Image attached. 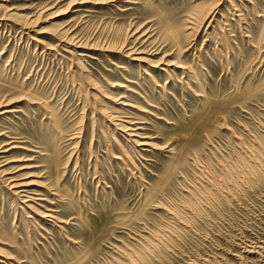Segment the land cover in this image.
Instances as JSON below:
<instances>
[{"label": "rangeland", "instance_id": "obj_1", "mask_svg": "<svg viewBox=\"0 0 264 264\" xmlns=\"http://www.w3.org/2000/svg\"><path fill=\"white\" fill-rule=\"evenodd\" d=\"M78 1L0 0V264H264V0Z\"/></svg>", "mask_w": 264, "mask_h": 264}, {"label": "bare ground", "instance_id": "obj_2", "mask_svg": "<svg viewBox=\"0 0 264 264\" xmlns=\"http://www.w3.org/2000/svg\"><path fill=\"white\" fill-rule=\"evenodd\" d=\"M77 1V0H76ZM84 1V0H83ZM86 1V0H85ZM84 1V2H85ZM104 1H106V0H104ZM110 1V0H109ZM75 2V1H74ZM78 2H81V0L80 1H78ZM98 2V1H97ZM103 2V1H102ZM69 3V2H68ZM70 4V3H69ZM81 4V3H80ZM199 5H201V4H199ZM70 6H71V4H70ZM215 7V6H214ZM202 9V8H201ZM88 11V10H87ZM212 13H214L213 12V10H207L205 13H202V10H200V9H195V10H193L192 12H190V14L188 15V18L185 20V22L184 23H173V26H172V29H168V33H169V30H173V33H172V38H173V40L174 41H179L180 42V37H181V31H182V29H184V28H186V29H190V28H193L192 27V25H193V21L192 20H194V21H196L197 19H200L201 21H205V20H207L209 17H211L210 15H212ZM184 18V17H183ZM192 22H191V21ZM179 22V21H178ZM199 22V21H198ZM189 23H191L192 25H191V27L188 25ZM204 23V22H203ZM188 25V26H187ZM195 27V26H194ZM146 30V29H145ZM145 30H140V28H135V30L132 32V35H136L135 37H137V38H140V37H142L143 35H145V32H147V31H145ZM167 33V34H168ZM147 35V34H146ZM151 35V34H150ZM168 36V35H167ZM170 36V37H171ZM132 38V37H131ZM170 39V38H169ZM184 39V38H183ZM71 40V39H70ZM141 40V39H140ZM147 40V39H146ZM149 40V39H148ZM137 41V40H136ZM135 41V42H136ZM143 41H144V39H143ZM155 41V40H154ZM184 41V40H183ZM134 42V41H133ZM152 42V41H151ZM179 42H178V44H179ZM69 43L71 44V42L69 41ZM75 43V42H74ZM142 43V42H141ZM149 43H150V41H149ZM154 43V42H153ZM152 43V44H153ZM165 43V42H164ZM176 43V42H175ZM73 44V43H72ZM74 45V44H73ZM141 45V44H140ZM139 45V46H140ZM157 45V44H156ZM123 46V45H122ZM139 46H136V45H131L130 44V46H128L123 52L124 53H126V55H132V54H139V53H143V49H141ZM144 48V47H143ZM146 49H147V47H146ZM150 49V48H149ZM178 49H179V45H178ZM181 49V48H180ZM161 51V50H160ZM180 51V50H179ZM122 52V53H123ZM156 52H158V51H156ZM146 53H148V51L146 52ZM145 53V54H146ZM181 53V52H180ZM77 55H79V56H84L85 55V53L84 52H79V53H77ZM141 55V54H140ZM139 55H137V57H134V59H140V61L141 60H143L141 57H138ZM164 57V56H163ZM162 57V58H163ZM137 59V60H138ZM145 59V58H144ZM147 60V59H146ZM160 60V59H159ZM169 61V60H168ZM163 62V61H162ZM167 66L168 65H172L173 64V62H170V63H172V64H168V63H166V62H164ZM179 66V68H181L180 67V64L178 65ZM182 66V65H181ZM184 67V66H183ZM184 69V68H183ZM182 69V70H183ZM185 69H186V67H185ZM184 71V70H183ZM186 71V70H185ZM150 77V76H149ZM153 79V78H152ZM12 111H14V110H7V109H5V110H2L0 113H5V112H12ZM111 114V113H110ZM117 122V121H116ZM118 123V122H117ZM118 125V124H117ZM124 127V126H123ZM120 129V128H119ZM122 130L124 131V132H126V135L127 136H129V138H131L130 140L132 141V142H135V143H137V145H148V143H145V142H138L137 141V139H136V137H137V134L134 132V130H133V128H122ZM128 141V140H127ZM259 150H258V152L260 153H262V147L261 146H259ZM7 150L6 149H2V148H0V153L2 154V153H4V152H6ZM263 154V153H262ZM263 156V155H262ZM261 157V155L259 154V157L258 158H260ZM261 160V159H260ZM259 160V161H260ZM258 161V162H259ZM253 165V164H252ZM1 172V171H0ZM3 174L2 175H6L8 172L7 171H5V172H2ZM261 174V173H260ZM262 175V174H261ZM1 176V175H0ZM17 176H10V177H4L5 179V184L7 183V185L9 186V189H11L12 190V193L14 194V196H16L17 198V200L18 199H20L21 200V202L23 203V205L25 204V206L26 207H28V208H31V205H30V202L32 203V201H34V198L32 197V195L31 194H34V192H32L31 190H30V185H32V183H30V182H24V181H22L21 180V178H16ZM261 177V176H260ZM263 177V176H262ZM19 200V201H20ZM49 209V208H48ZM44 212V211H43ZM38 213V212H37ZM44 215V214H43ZM45 216H48L50 219L51 218H55V216L53 215V213H51V210L48 212V213H45ZM50 221H52V219L50 220ZM54 221V220H53ZM153 247V246H152ZM3 253V252H2ZM0 256H2L3 258H6V259H10L7 255H4V253L3 254H0ZM130 256V255H129ZM138 256H139V254H138ZM132 257V256H131ZM133 258H134V256H133ZM127 259H129V258H127ZM134 260H136V258L134 259ZM130 262V261H129ZM128 262V263H129ZM132 262H133V260H132ZM131 262V263H132ZM135 263L134 264H136L137 262L136 261H134ZM131 263H129V264H131ZM125 264V263H124Z\"/></svg>", "mask_w": 264, "mask_h": 264}]
</instances>
